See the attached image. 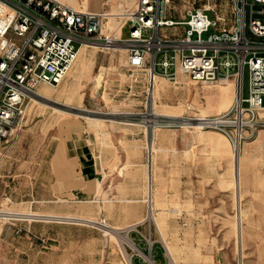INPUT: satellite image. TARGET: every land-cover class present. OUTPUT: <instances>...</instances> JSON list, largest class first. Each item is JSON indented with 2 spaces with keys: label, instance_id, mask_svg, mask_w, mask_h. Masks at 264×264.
<instances>
[{
  "label": "rangeland",
  "instance_id": "rangeland-1",
  "mask_svg": "<svg viewBox=\"0 0 264 264\" xmlns=\"http://www.w3.org/2000/svg\"><path fill=\"white\" fill-rule=\"evenodd\" d=\"M62 1L112 13L135 2ZM207 4L223 12L230 7L229 0H171L169 16L182 19L188 9ZM108 25L114 28V18ZM169 28L184 32L188 26ZM130 29L125 26L122 36ZM231 81L207 85L181 74L177 83L157 77L152 89L143 72H133L123 46H83L64 81L40 85L42 95L29 103L21 126L0 148V264L34 260L35 253L15 249L24 225L31 223L39 230L50 225L65 240L67 264H134V256L148 262L151 255L138 243L149 235L167 249L162 264H264V214L245 203L250 195L245 189L254 179L243 172L245 147L256 148L257 140L264 144V124L246 132L237 154L216 129L152 133L143 121L151 108L180 115L191 105L194 112L213 114L205 108V95ZM84 128L114 147L107 161L116 179L105 192L100 188L75 201L61 170L67 159L63 162L58 150L55 162L63 164L54 166L52 154L59 147L67 153V138ZM259 168L264 170V163ZM36 263L50 264L47 257Z\"/></svg>",
  "mask_w": 264,
  "mask_h": 264
},
{
  "label": "built area",
  "instance_id": "built-area-1",
  "mask_svg": "<svg viewBox=\"0 0 264 264\" xmlns=\"http://www.w3.org/2000/svg\"><path fill=\"white\" fill-rule=\"evenodd\" d=\"M229 1L226 12L207 4L176 20L169 16L171 0H135L118 13L78 9L62 0H0V148L21 126L29 103L41 96L40 85H59L79 50L98 44L123 46L133 72H143L152 89L157 77L177 83L181 74L207 85L235 80L234 102L220 114L203 115L191 105L180 115L151 108L143 121L152 133L216 129L240 154L246 132L264 124V0ZM127 25L131 29L123 37L120 30ZM176 25L188 28L163 32ZM145 238L151 247V236Z\"/></svg>",
  "mask_w": 264,
  "mask_h": 264
},
{
  "label": "crops",
  "instance_id": "crops-1",
  "mask_svg": "<svg viewBox=\"0 0 264 264\" xmlns=\"http://www.w3.org/2000/svg\"><path fill=\"white\" fill-rule=\"evenodd\" d=\"M97 9L98 6L95 7L94 11H100ZM124 28L125 27L120 30L121 34H123ZM163 32L172 33L176 31L167 27L163 29ZM66 77L62 81H64ZM235 86V80H232L228 87L216 88L213 90L212 95H205V98L209 101L205 108L213 112V114L203 115H217L229 109L236 97ZM227 105L229 106L225 109ZM262 113H264V111L260 112V114ZM166 129L174 128L160 130ZM93 134V131L89 128L81 129L79 132H72L70 137L67 138V153L59 147L56 148L52 154V163L54 166L63 164L65 159H67V168L63 166L61 170L67 172V191L68 189L71 191L72 199L75 201H83L87 196L97 195L100 188H103V192H105V188L108 189V187H111L112 182L116 179L112 177L111 172L113 170L107 161V154L109 151L114 152V147L108 145V141H101L99 137L94 140ZM260 141L261 140L255 141L258 143L257 147L254 149H251L252 145L245 147L246 160L243 172L246 179L248 176L254 179V186L246 187L245 189L247 194H250L245 203L257 205L255 211L264 214V170L259 168L260 165L264 163V144ZM58 150L63 154V162L57 164L55 158ZM35 226L36 223L24 225L22 232L17 238V243L15 245L16 251L19 253H35L36 257H34V260L29 264H37V257H47L50 264H67V243L65 240L60 238V236L56 234V230L50 227V225L45 224L44 228L40 230ZM20 241H25V243H20ZM138 245L146 253L151 255L154 264H162L163 261H166L167 249L164 244L152 243L150 247L148 241H143L142 245L140 243H138ZM6 246L8 247V245ZM24 257L23 255L22 260H24ZM16 260H20L19 254ZM148 262L140 257H133L134 264H150Z\"/></svg>",
  "mask_w": 264,
  "mask_h": 264
},
{
  "label": "bare ground",
  "instance_id": "bare-ground-1",
  "mask_svg": "<svg viewBox=\"0 0 264 264\" xmlns=\"http://www.w3.org/2000/svg\"><path fill=\"white\" fill-rule=\"evenodd\" d=\"M94 46H101V45H98V44H97V45H94ZM82 48H83V47H82ZM82 48H81V49H82ZM40 94H41V93H40ZM41 95H42V94H41ZM149 192H150V191H149ZM129 242H130L131 245L134 246L133 242H131L130 240H129ZM140 252H141V251H140ZM141 253H142V252H141ZM151 264H154L153 261H151Z\"/></svg>",
  "mask_w": 264,
  "mask_h": 264
}]
</instances>
